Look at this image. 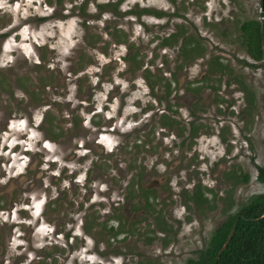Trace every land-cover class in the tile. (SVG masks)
Here are the masks:
<instances>
[{
    "label": "rangeland",
    "instance_id": "374dc122",
    "mask_svg": "<svg viewBox=\"0 0 264 264\" xmlns=\"http://www.w3.org/2000/svg\"><path fill=\"white\" fill-rule=\"evenodd\" d=\"M44 1L0 0V128L7 121H14V129L11 128L10 132L3 135L4 140L12 136L21 144V136L29 137L30 142L24 143L28 142L27 147L35 150V146H39L47 132L46 127L39 126L42 110L51 107L49 121L57 126L60 106L68 104L67 109L71 112L72 101L69 100L76 95L83 99L86 108L94 104V101L98 104L97 107H103L108 97L116 100L112 102L111 115L116 111L117 101L122 100L126 106L122 116L128 120L133 113L136 114L141 107L144 108L151 102L146 86H153L156 92L152 91V94L159 96L163 86H179V82L183 87L188 86V82L189 85L216 83L218 86H231L226 89L222 87L219 96L223 95L222 100L226 102L222 105L223 108L225 104H231L234 106V115L239 114L241 95L231 96L225 93L233 90L238 81L239 86H247L255 99L254 112L252 115L250 113L242 125L248 133L246 136L249 135L251 140L248 148V145L240 142V119L231 116L228 121L238 129V141L243 148L241 155L253 159L249 165L246 160L238 162L237 170L249 177L248 186H240L238 189V207L250 196L264 195V186L255 181L257 167H264V67L262 62H256L247 55L241 45L239 33V27L244 21H261L260 0H124L122 8L114 9V12L111 9L105 11L103 8H96L104 6L108 0H60L53 13L55 0H50L51 4L47 6ZM143 9L160 17L143 15L138 18L133 15ZM52 14L51 18L42 20ZM171 36L175 38L170 45L163 46V40L170 39ZM188 42L196 49L187 50V57H183V44ZM124 58L129 59L128 62ZM216 58L226 70L215 77V74L207 73L212 64L207 68L205 64L212 63ZM202 74L208 79L200 82ZM183 87L179 90L180 93L175 91V98L170 103L169 98L167 104L176 109L171 130L181 135L180 137H184L188 130V112L195 110L197 106H188L191 99L183 102L179 99L183 95ZM43 88L44 91L41 90ZM90 90H93L92 95ZM41 101L42 108H34ZM202 104L206 105V100ZM163 105L164 102L159 105L157 103L158 111H163ZM66 114L69 113H64L63 116L68 121H62L59 125L61 133H57V129L52 130V136L58 134V144L61 142L64 154H67L70 147L65 145L67 140L73 137L69 131L65 133L70 128L67 123L70 118ZM161 116L162 114L153 116L152 125L142 134L143 137L167 130L162 129ZM78 119L81 120L80 117ZM76 132L80 138L78 129ZM7 141L9 146L13 145L11 140H6L5 143ZM168 141L170 139L163 144L159 143L152 153L142 155L146 166H143L142 171L144 177L150 179L154 175V179H167L169 176L172 184L169 187L160 185L154 189L149 214L142 210L139 202L144 194H141V188L139 190L140 184H147L148 181L136 180L135 183L137 166L130 159L132 151L126 149V155L110 156L107 162L102 161L101 166L95 164L96 167L90 170L89 177L94 181L100 180L98 188L105 190L103 195H96L94 191L87 201L84 199L85 192L78 190L75 193V199L79 198L78 203L89 206L87 215L90 227L83 229L84 232L80 228L83 212L77 213L75 207L73 210L67 209L69 199L74 197L67 178L61 179L57 184L59 189L51 193L55 197L64 190L67 195L58 199L62 208L53 216L49 227L47 223H43V227L33 231L40 222L22 214L15 218V222L18 221L21 225L15 223V227L10 228L8 218L0 215V222H7L5 226H0L4 240L0 249V264L3 259L6 261L12 256L15 264H185L188 259H194L210 237L209 227L214 229L218 219L210 218L209 222H204L199 218L200 211L189 203L184 177L187 173L191 176L195 171L193 165L196 168L197 157L195 161L194 157L190 159L193 151L168 157L167 152L172 151L166 149ZM3 145L5 144L1 143ZM198 149L201 147L198 146ZM173 150L177 151L176 145ZM77 155L78 158L68 164V173L78 171L79 185L75 190L80 188L84 174L96 157L90 155L91 160L85 154L84 158H80L84 151ZM41 156L35 155L33 160L35 158L38 161ZM59 157L54 154L57 164L53 168L46 170L44 166L41 167L43 179L53 181V178H57L58 171L63 166ZM178 162L179 165L176 164ZM1 163L4 160L0 158ZM6 163H10L8 174L14 175V180L25 170L17 166V162ZM156 163L158 165L154 167ZM14 165L17 167L12 169ZM37 170H32L29 178L35 180ZM1 173L0 170V178ZM8 179L4 178L2 183ZM190 181L195 182L192 179ZM130 187L133 188L131 191L134 199H131L128 207L123 194H130ZM247 187H250L249 190ZM31 196L35 201L40 200L38 195ZM92 197L94 198L91 199ZM157 215L163 220L159 227L169 228L163 234L155 227L153 217ZM77 221L78 236L72 247L63 243L55 248L52 245L46 246L53 243L48 238L53 225L64 235L73 230ZM119 221L124 233L117 240L108 230L118 229ZM19 232L22 235L29 233H26L28 240L25 243L18 239ZM26 245L27 251L23 250ZM21 255H24V260L19 261L17 256Z\"/></svg>",
    "mask_w": 264,
    "mask_h": 264
},
{
    "label": "flooded vegetation",
    "instance_id": "af4514ba",
    "mask_svg": "<svg viewBox=\"0 0 264 264\" xmlns=\"http://www.w3.org/2000/svg\"><path fill=\"white\" fill-rule=\"evenodd\" d=\"M123 1L124 0H108L106 3H104V6H97L96 8H103V10L105 11H107L106 9H111V11L113 10L114 12V9L120 10L122 8ZM44 2L46 6L51 4L50 0H45ZM60 2V0H55V5L52 6V13L54 12L56 5ZM263 5L264 0H260L259 15L261 21L257 22L258 24L263 23V18L261 16L263 13ZM144 10L148 12L142 13V11ZM139 12L140 13L133 14V12L130 11L129 13L138 18L143 15H152L154 17H157L156 14L146 9H143ZM53 15L54 14H52L51 16H45L42 20H47V18H51ZM239 33L241 36L240 31ZM188 49L190 48L188 47ZM261 51L263 57L260 61L256 62H262L264 67L263 44L261 45ZM186 54L187 51L183 52L182 56L187 57ZM128 60L129 59L124 58V61L128 62ZM213 62H210L207 65L205 64V68H207L208 65L212 64L211 66H209L207 73L209 75L215 74L216 77L217 74L220 75L221 71H225L226 68H224V66L219 62V59L217 58L214 59ZM189 68L190 66L188 67V70ZM204 75L205 74H202L199 78L200 82L208 79ZM219 75L217 77H219ZM170 83L171 80H169V84ZM180 83L181 82L178 83L179 86H163L164 89L160 92L161 95L159 96L155 93L152 94V91L156 92L153 86H146L148 91L147 95L151 102L148 103V105H146L144 108L141 107L139 111L136 112V114L133 113L131 118H129L128 120L126 118H123L122 116V112L126 108L125 102L122 100L117 101L116 105L118 106L115 113H113V115L110 114L112 102L116 101L112 100V98L110 97L106 99V103L103 107H97L98 104L96 103V101H94V104H90L86 108V105H84V102H82L83 99L77 98L78 95H76L74 99L69 100L70 102L72 101L70 110L71 112H69V110L67 109L68 104H62L60 106V117L56 118L58 122L57 126L56 123L55 126H53L54 124L49 121V110L51 109V107L48 106L47 109L42 110V117L39 123V126L46 127V137L44 140L40 141L39 146H35V150L27 147L28 142H30L29 137L21 136L19 140L22 141V143L20 144L17 143L12 136H10L8 139L6 138V140H11L13 142V145L9 146L8 141L7 143H5L6 140H4L3 135L10 132L11 128L14 129V126H12L14 121L11 120L10 122L7 121L6 123H4L0 128L2 130L0 132V158L4 160V163L0 164V170L2 171L0 178V215H5L8 218V221H10V228L15 227V223L16 225H21L18 221V223L15 222V218H19L20 216H22V214H27V216L32 217L33 219H36L38 222H40V224L34 227L33 231H35L37 228L39 229L43 227V223H47L49 227L52 223V219L54 218L53 216L56 214V212L59 211V209L62 208L61 205L58 204V199L64 198L67 195L64 190L61 189L57 196L54 197L51 194L52 191L55 192V189H59L57 187V184H59L61 179L65 180V178H67L69 180L70 186L73 190V196L78 190L79 192L81 191L86 193L84 194V199L87 201L90 200V196L94 191L96 195H103L105 190H100L98 188V186L101 185L100 180L94 181L92 177H89V173L91 172L90 170L96 167L95 164L101 166L102 161L107 162L110 159V156H116L115 154H118L119 156L122 154L126 155V149L132 151L130 153V159L132 160L133 164L135 163V165L137 166V172L134 178L135 183L136 180L146 179L148 181L147 184H140L141 186L139 187V190L141 188L140 192L141 194L144 192V194L142 195L139 202L142 205V210L147 211V214H149V209L152 207L151 203L153 201L154 189H157L158 187H160V185H166L169 187L172 186V184L169 181V176H167V179H154L156 178L154 177V175H152V178L150 179L144 177L142 171L144 170L143 166H146L144 164V158L142 157V155L144 153H152V150L157 148L159 143L163 144L165 141H167V139H170V141H168L167 143L168 146L166 147V149L172 151L167 152L168 157H172L174 154H189L191 153V151L196 153L195 155L192 152L189 156L190 159L194 157V161L197 157V160L195 161L196 168L195 165H193V170L195 171L191 173V176L189 173H187L184 177L185 187L186 189H188L187 196L189 203L193 208L200 211L199 218L201 217L204 222H209L210 218L218 219V223L216 224L214 229H211L209 227L210 237L205 242L203 248L200 249V251L203 250L207 243L210 241V238L219 230L220 227H222L223 223L226 222L229 217L237 215L239 209L242 206L247 205L249 201L254 197L250 196L246 200H243L244 204L238 207L237 200L238 194L240 192V190L238 191V189L240 186H248L249 181V177L247 174H243L239 170H237V167H239L238 162L246 160L247 165H249L252 163L253 159L248 157L244 158L241 155L243 148L242 146H240V143L238 141V129L228 121L231 116L238 118V120L240 119L239 123H241V126L239 132L242 135V141L240 142L246 144V146L248 145V148L251 140L249 139V135L246 136L248 133L242 125L244 124V121L249 118L250 113L251 115L253 114L255 99L252 92L247 90V86H239L238 81H236V86H233V90L225 92L231 94V96L240 94L242 97L241 110L239 114L236 113L234 115V106L231 104H225V108H223L222 105L226 102L222 100L223 95L219 96V94H221L220 92L222 87L226 89V87L229 88L231 86H218L216 83H191L189 85L188 82V86L183 87L180 86ZM240 85H242V83H240ZM94 87L98 88L101 86ZM182 87L183 93L181 94L183 95L180 96L179 99L182 102L186 99H191V102L188 103V106L190 107L192 105H197L195 110L192 109L191 112H188V116L190 117V119L187 121L186 125L188 130L185 131L184 137H180L181 135L175 134V131L171 130L172 124L174 123L172 122V120L174 119V116L176 114V109L174 107L167 106L168 99L170 98L169 103L172 102V100L176 96L175 91H177V93H180L179 90ZM41 90L44 91V88ZM92 94L93 90H90V95ZM88 95L89 93L87 94V96ZM204 100H206L207 102L206 105L202 104ZM161 102H164L165 105H163V111H158L157 103L159 105L161 104ZM42 103L43 101H41L38 106H34V108H42ZM57 104L59 105V103ZM64 113H69L66 115H68L67 117L70 118L69 122H67L69 123L70 128L66 129L65 133H68L67 131H69V133L73 134V137H70L65 144L66 146H70L67 149V154H64V148L61 146V142L60 144H58V134H56V136H52V130L57 129V133L58 131H60L61 133L59 125L62 123V121H68L65 120L67 118L63 116ZM159 114H162L161 124L164 127L162 129L167 128V130L165 132H159L160 134L158 132L151 133L150 135H146L145 137H143L142 134H144L146 130L152 125L153 116ZM79 117L81 118V120L78 119ZM222 123H225V125H222ZM239 123L237 124V127H239ZM79 124L80 127H77ZM23 125L24 124H22V126ZM130 127L132 128L130 129ZM77 129L79 131L80 138L77 137ZM158 136H160V139H158ZM24 141L28 142L24 143ZM1 143L5 145L1 146ZM175 145L177 151L173 150L175 148ZM198 146H200L201 149H198ZM247 148L246 154L248 155ZM80 151H84V155H82L80 158H84L85 154H88L89 157L90 155H96V157L93 160L92 157H90V159L92 160L90 168L84 174V179L80 185V188H77V190H75V188L79 185V181L77 180L78 171L73 170L68 173L70 169L68 167V164L78 158L77 154ZM40 154L42 155L40 157V160L36 161L35 158L33 160V156ZM54 154H58L60 156L59 159H61L63 166L61 167L60 171H58L56 179H54V175H52L53 181L45 180L43 179L42 172H40L42 170L41 167L44 166L46 170L53 168L57 164V161L53 158ZM182 157L183 156L180 157L181 160ZM7 161H10L11 163L17 162V166H21L22 169H25L22 174H19L17 176L18 179L14 180L15 176L8 174V165L10 163L7 164ZM176 164L179 165V162ZM157 165L158 164L156 163L153 166L157 167ZM17 166H12V169ZM37 168L39 169L37 170ZM34 169L38 171L35 180L29 178L30 172ZM154 173L155 172L153 171V174ZM4 178L9 179L6 180V182L2 183ZM120 179H122L121 174ZM190 179L194 180L195 182L190 183ZM50 182H53V184H50ZM52 187L54 188L52 189ZM126 187L127 184L125 185V189ZM249 188L250 187H247V190H249ZM131 190H133L132 187H130V191ZM98 192H100L101 194H99ZM234 192L235 194H233ZM126 193L128 192H125L123 194V198L126 199L125 204L129 207L131 199H134V197L132 196L133 192L131 191V193H128V195ZM31 194H33L34 196L38 195L40 200L35 201V198L32 197ZM93 198L94 197H92L91 199ZM78 199V197H76L75 199V196L70 198L67 209L72 208L73 210V208L75 207V210L78 211L77 213L83 212V218L80 222V228L83 231V229L87 230L90 227L88 226L89 217L87 215L89 206L85 207V203H78ZM117 207L119 208V204L117 205ZM28 219L29 218H27V220ZM153 219L155 220L156 230L159 233L163 234L164 232L168 231V226H163L162 228L159 227L163 220L158 215L157 217H153ZM78 221L74 224L73 230L65 232L64 235H62L58 227H53V225V228L51 227L50 236L48 237L50 238V240H53V243H49L46 246L52 245L51 247L55 248L57 247V245H61L63 243L68 247H72L74 239L76 240L78 236ZM124 222H126V220ZM6 223L7 222L5 220H1L0 226H5ZM120 226L121 223L119 221L117 226L118 229L113 230L109 228L110 230H108V232H111L112 236L114 238H117V240L119 236L124 233L122 232ZM18 227L21 228L22 226ZM1 230L2 227H0V249L4 243ZM160 230H163V232H160ZM26 233L27 235L29 234L28 232ZM26 233L22 235L21 232H19V234L22 235V237L20 235L17 236L20 242L25 243L28 240ZM82 235H85V233ZM27 245H29V243H27ZM27 245L23 250L27 251ZM17 248H19V246ZM198 252L196 254V257L198 255ZM17 257H19V261L24 260V255ZM10 259H7L6 261L5 259H3L2 264H15L13 256L12 258L10 257Z\"/></svg>",
    "mask_w": 264,
    "mask_h": 264
},
{
    "label": "trees",
    "instance_id": "16d2710c",
    "mask_svg": "<svg viewBox=\"0 0 264 264\" xmlns=\"http://www.w3.org/2000/svg\"><path fill=\"white\" fill-rule=\"evenodd\" d=\"M263 23L246 21L240 25L241 45L254 61L262 59L261 45H264V5L262 6ZM148 11H142L147 13ZM157 17L160 15L156 14ZM163 40L162 45L168 46L174 39ZM188 47L190 49H188ZM192 44H183V52L195 51ZM248 179V178H247ZM246 181V179H245ZM256 182L264 186V168L257 167ZM264 195L254 196L247 205L242 206L238 214L228 218L222 227L210 238L203 250L195 259H188L185 264H264ZM236 228L228 245L217 259L228 233L236 222Z\"/></svg>",
    "mask_w": 264,
    "mask_h": 264
},
{
    "label": "water",
    "instance_id": "95a60500",
    "mask_svg": "<svg viewBox=\"0 0 264 264\" xmlns=\"http://www.w3.org/2000/svg\"><path fill=\"white\" fill-rule=\"evenodd\" d=\"M262 217H264V212H263ZM235 228H236V222L232 225L231 230H230L228 236L226 237V240L224 241V243H223V245H222L220 251L218 252V254H217V259L220 257V255L222 254V252L224 251V249H225L226 246L228 245L229 241L231 240L232 235H233V233H234V231H235Z\"/></svg>",
    "mask_w": 264,
    "mask_h": 264
}]
</instances>
